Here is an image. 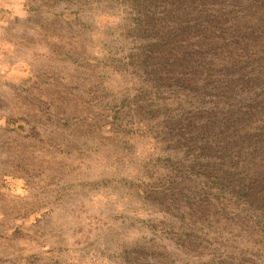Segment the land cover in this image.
Returning <instances> with one entry per match:
<instances>
[{"label":"rangeland","instance_id":"1","mask_svg":"<svg viewBox=\"0 0 264 264\" xmlns=\"http://www.w3.org/2000/svg\"><path fill=\"white\" fill-rule=\"evenodd\" d=\"M239 7L0 0V264H264V194L206 130L251 82Z\"/></svg>","mask_w":264,"mask_h":264},{"label":"trees","instance_id":"2","mask_svg":"<svg viewBox=\"0 0 264 264\" xmlns=\"http://www.w3.org/2000/svg\"><path fill=\"white\" fill-rule=\"evenodd\" d=\"M239 3V13L231 20L241 26V32L246 38L232 42V48L226 51L225 63L242 74L249 73L246 67L248 65L252 73L246 81L251 82L248 87L241 86V90L236 93V103L226 114L224 111L214 113L213 120L206 130L208 135L214 136L224 144L222 147H235L236 159L229 162V157L225 156V161L220 164V184L235 188V192L243 196L249 204L256 205L262 201L261 197L257 200V195L264 194V0H239ZM179 28L189 30L190 24ZM248 32L261 39L257 55L254 54L255 51L250 54L248 50L251 44L255 45L252 42L255 37L252 38ZM156 45L161 43L156 41L148 46L151 49ZM202 45L200 44V47ZM185 54L186 52H183L181 57ZM181 57L175 61H182ZM229 164H234L237 168L229 171Z\"/></svg>","mask_w":264,"mask_h":264}]
</instances>
